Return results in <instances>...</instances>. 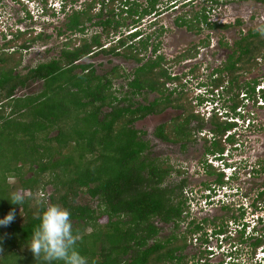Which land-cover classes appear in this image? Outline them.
I'll use <instances>...</instances> for the list:
<instances>
[{"label":"trees","instance_id":"trees-1","mask_svg":"<svg viewBox=\"0 0 264 264\" xmlns=\"http://www.w3.org/2000/svg\"><path fill=\"white\" fill-rule=\"evenodd\" d=\"M181 1L184 0H175L168 8H180ZM160 3L161 0H149L143 7L138 0H102L74 11L63 30L82 37L65 43L59 57L25 75L19 73L23 52L43 40V35L13 34L14 39L0 49V219L15 211L14 221L0 227V264H44L27 244L39 224L37 216L50 205L69 211L73 232L78 236L76 248L89 264H186L177 254L188 247L187 234L180 233L189 207L188 199L183 198L186 181L174 187L165 186L174 167L151 156L150 142L136 124L164 113L169 107L185 110L175 123L161 125L156 136L167 143L184 142L186 150L194 131L190 125L199 120L198 115L165 95L167 83L179 79L166 69L165 57L158 55L160 45L153 49L157 58L147 61L132 75L114 70L115 79L124 78L127 84L118 91L114 90L113 79L98 75L93 65L83 64L100 55L143 63L142 56L149 51L151 38L146 39L136 27L146 17L161 16ZM238 24L241 26L242 22ZM203 25L211 30L231 27L211 23L207 9L192 20H177V26L198 34ZM93 27L102 32L89 37L87 32ZM131 27L136 31L124 37V31ZM63 30L60 36L65 35ZM111 34L120 38L104 43L103 37ZM23 38L24 43L20 44ZM226 47L230 48L229 44ZM197 49L178 60L196 58ZM232 50L225 67L211 76L220 75V79L213 81L217 89L229 81L234 84L240 74L258 69L264 61V38L252 29L241 36ZM32 82H42L43 90L38 95L18 97L19 91ZM257 84V79L253 86L247 84L248 97H254ZM150 94L160 97L147 104L135 102L136 98ZM235 103L237 111L240 104ZM211 120L217 140L207 148V154H223L226 148L218 142V136H226L237 124L224 122L218 116ZM203 130L201 124L195 131ZM207 167L211 168L208 174L214 175V169ZM223 178L218 179L221 185ZM49 187L54 191L46 200ZM12 193L23 197L21 206L7 200ZM85 196L97 206L81 204ZM204 223L208 220L199 224L193 221L187 233L200 235ZM160 224L174 225L172 235L165 240L161 238ZM226 232L224 227L216 229L215 236ZM241 233L244 244L245 225ZM206 235H200L203 243L209 242ZM250 245L255 256L264 247V238L254 237Z\"/></svg>","mask_w":264,"mask_h":264},{"label":"rangeland","instance_id":"rangeland-1","mask_svg":"<svg viewBox=\"0 0 264 264\" xmlns=\"http://www.w3.org/2000/svg\"><path fill=\"white\" fill-rule=\"evenodd\" d=\"M95 1L102 0H50V3L49 0H3L0 2V49L5 43L14 39L13 34L20 32L42 34L43 40L31 44V50L23 52V65L19 69V73L27 74L30 69L59 57L65 43L82 37L79 34L66 33L63 29L74 11H82ZM148 1L138 0V3L146 7ZM216 1L218 4L215 3ZM52 2L58 5L55 10L49 9ZM173 2L175 0H161L159 6L161 16L146 17L136 27L146 39L151 38L149 51L142 56L143 63L139 64L135 60L124 57L100 55L85 60L83 64H91L98 75H107L113 79L114 90L118 91L127 84L124 78L115 79L114 70H118L121 75H132L147 61L157 58V56H153V49L160 45L158 55L165 57L164 65L168 72L179 79L170 83L168 87L170 92L174 93L173 101L195 111L199 120L192 122L191 129L196 130L201 124H204L202 131L204 134L196 131L189 147L183 151L179 143H167L159 140L156 136L157 129L161 125L175 123L183 112L177 109H168L160 115L150 116L139 121L136 127L144 133V139L150 142L151 156L174 167V172L167 179L165 186L174 187L182 181H186L183 198L188 199V205H191L190 201L194 199L192 206H195L193 209L196 212H192L188 216L184 214V220L180 224L182 236L187 234L188 246L189 243L195 245L194 239L196 238V236L187 233L191 223L197 221L199 224L208 220V223H204L203 233H207L208 238L212 237L210 248L216 249L223 243L221 247L225 249L226 253V255L222 252L219 254V249H216L214 252L216 255L205 257V251L209 250L205 248L204 243L199 241V247L195 248L194 252H190V258L194 257V259L186 264H191V262L198 264L200 260L204 259L207 264L210 261L212 264H263L264 252L260 249L254 256L250 244L254 237L264 238V197L260 194L264 189V172L262 171L264 168V92H262L263 96L258 93L260 86L264 90V61L254 72L240 74L234 84L229 81L219 89L213 85V81L220 79V75L211 76L216 70L225 67L232 49H234V44L240 40L242 35L245 36L252 29L257 30L264 24V4L245 0H189L181 1L180 8H168L172 7L171 3ZM184 3H189V6H183ZM204 9H212L210 22L213 24L220 23L231 27L211 30L203 25V31L198 34L188 28L177 26L179 18L186 17L192 20L197 13H201ZM64 10H66L65 13H63ZM238 21L242 22L241 26ZM61 30L65 32V35H59ZM134 31H136L134 27L126 29L124 37ZM101 32L102 30L93 27L88 30L87 34L91 37ZM5 36H8L7 40ZM28 37L30 38V36ZM119 38L120 35L111 34V37L104 36L103 42L108 43ZM208 40L210 41L209 45H203ZM19 43L23 44L24 38ZM227 44L230 48L226 47ZM195 47H198L196 58L178 60L188 51L194 50ZM256 79L260 83L256 87L257 94L252 98H246L249 90L247 84L252 83L253 86ZM239 88H243L245 91H240ZM42 90V82H32L27 88L19 91L18 97L38 95ZM159 97L158 94L144 95L136 98L135 102L147 104L154 102ZM204 97L209 101L214 99L215 101L211 104L202 103L205 100ZM235 101L240 104L237 111H234ZM213 108L221 109V113L229 118L234 115L237 122V128L233 131L234 144L227 142L226 138L218 140L222 147L226 148L225 156H229V158H224L225 161L231 164L235 162L241 175L235 184L239 190L235 192L233 199L226 201L230 207V213L234 215H226L221 212L224 208L222 203L205 210L201 207V205L204 206L202 196L207 195L209 190L206 186L215 187V180L221 171V168L217 169L213 166L215 174L209 176L204 168L205 160L210 158L206 152L207 148L211 146V139H213L210 132L215 129L210 119ZM227 113L228 115H226ZM205 135H207V139ZM230 158H234V160L229 161ZM218 163L226 164H222V161ZM179 171L183 174L180 175ZM11 183L17 184L16 180H11ZM53 191V187L48 188V194H45L46 200L53 194ZM80 203L97 206V203H94L89 196L83 197ZM223 211L227 212L224 209ZM103 223L106 222L103 221ZM244 225L246 228L244 241L246 243L242 244L241 230L244 229ZM173 226L160 224L162 240L172 235ZM223 227L229 233L218 239L213 235V232ZM203 233L201 232L200 235ZM200 235L197 237L200 238ZM230 255L233 256V259Z\"/></svg>","mask_w":264,"mask_h":264},{"label":"clouds","instance_id":"clouds-1","mask_svg":"<svg viewBox=\"0 0 264 264\" xmlns=\"http://www.w3.org/2000/svg\"><path fill=\"white\" fill-rule=\"evenodd\" d=\"M31 1H34V0H31ZM184 1H189V0H184ZM32 3L35 4V2H32ZM49 3H50V0H49ZM215 3H217V1ZM57 7L58 5L52 2V5L49 7V9L55 10ZM210 11H212V9L210 10L207 9V15L209 16V20H210V14H211ZM219 24L220 23H216V25H219ZM220 25L227 26L224 24H220ZM257 32L262 38H264V26L259 27L257 29ZM259 84H257L256 87ZM261 90L263 89H261V86H260V88L258 89V93H261V96H263L262 92H264V90L263 91ZM256 94H257V89L255 91V95ZM204 98L205 100H203L202 103L211 104L212 102L215 101V99L212 101H209L206 99V97ZM246 98H250V97H248L247 95ZM256 103H258L257 100H256ZM226 115H228V113ZM214 116H218L224 122L228 121V122H234L237 124V122L235 121L236 119L234 118V115L232 118H229V116H225L223 113H221V109L213 108L210 113V119H212ZM233 131H235V129L232 131H229L224 137L219 136V138L223 140H225L226 138V141L228 142L229 138H234ZM210 135L212 134L210 133ZM213 136L215 135H212V138H214ZM225 154L226 152H224L223 154L216 153L215 155L207 154L208 156H210V158L206 159V162H207L205 163L206 167L204 166V168L206 169V174H208L209 169H211V168L207 169L208 168L207 166H210L212 168H214L213 166H215L217 169L221 168V171L218 174V178L215 182L216 186L215 187L207 186L206 188H209V190L207 191L208 194L202 196L204 206L201 205V207H203L204 210L210 207L213 208L218 204L221 205L220 203L223 204L222 206H224V209H229L230 207H228L229 205H227L226 201L233 199L235 192L239 190V187H235V184L241 176L240 172L235 162L231 164V163H228V161L227 162L225 161L224 159L225 157L229 158V156L228 155L225 156ZM215 160L217 163L214 162ZM233 160L234 158L229 159V161H233ZM219 161H222V164L224 163L226 164L220 165L218 163ZM228 164H231V165H228ZM221 176L224 177L223 178L224 183L222 185L218 183V179ZM7 200H9L10 203L13 205L21 206V204L23 203V197L18 193H12L10 198ZM193 200L190 201L191 205H189L186 211V215H189L192 212H196L193 209L195 206H192V203L194 202ZM14 219H15V211L13 210V211H10L3 219H0V227H7L11 222L14 221ZM37 219L39 220V224L36 227H34L32 231V235H31V239L27 244L28 249L33 253V255L36 258H41L44 261V264H89L88 258L82 255L79 252V250L76 248V241L78 240V236L75 235L73 232V226L70 220V213L67 209L63 208L60 205L47 206L43 210V212L37 216ZM255 227L254 229H256ZM228 233L229 231H227L226 233L222 235L218 234L216 237L220 239L222 236L227 235ZM213 235H215V232H213ZM197 236L194 239L195 248L199 247L200 242H202L201 241L202 236H200V238H198ZM208 236L209 235L207 234L206 237L208 238ZM211 238L212 237L208 238L209 240L208 243H204L205 248L209 250V251L207 250L205 251L206 252L205 257H208V256L213 257L214 255H216V253H214L216 249H219L218 250L219 254L220 252H222V254L226 255L225 249L221 247L223 244H221V246H217L216 249L210 248ZM189 245L191 244L189 243ZM261 250L264 252V247L261 248ZM2 251L3 249L0 248V252ZM230 256H231V259H233V256L232 255ZM205 261H206L205 259L200 260V263L198 264H207ZM262 263L264 264V257H263ZM209 264H212L211 261L209 262Z\"/></svg>","mask_w":264,"mask_h":264},{"label":"flooded vegetation","instance_id":"flooded-vegetation-1","mask_svg":"<svg viewBox=\"0 0 264 264\" xmlns=\"http://www.w3.org/2000/svg\"><path fill=\"white\" fill-rule=\"evenodd\" d=\"M261 3H263V2H261ZM264 4V3H263ZM112 56V55H111ZM167 69V68H166ZM96 70V69H95ZM168 70V69H167ZM169 85H170V83H167V86H166V89H165V95L167 96V97H171V99H173L172 98V96L174 95V93L172 92H170V90H169ZM160 96V95H159ZM168 109H175V108H173V107H169ZM167 109V110H168ZM166 110V111H167ZM166 111H164V112H166ZM180 111H182V110H180ZM184 111L185 110H183V112H182V114L180 115V116H182L183 115V113H184ZM194 122V121H193ZM191 126H192V124L190 125V129H191ZM198 129V128H197ZM196 129V130H197ZM215 129H216V127H215ZM215 129H213V130H211V134L212 135H215L216 136V133L214 132V130ZM234 129H236V128H234ZM196 131L194 130V131H192V133L194 134ZM198 132H201V131H198ZM192 134V135H193ZM200 134H204L203 132H201ZM215 136H213L214 138L213 139H211V141H210V143H211V145L214 143V141L215 140H217L216 138H215ZM193 137V136H192ZM205 137H206V139H207V135H205ZM204 137V138H205ZM158 138V137H157ZM218 138H219V136H218ZM159 139V138H158ZM159 140H161V139H159ZM162 141V140H161ZM191 141H192V138H191ZM190 141V142H191ZM207 141V140H206ZM190 142H188L187 143V147H189V144H190ZM228 142L230 143V144H234V142H235V136H234V138H229V140H228ZM180 145V147L182 148V151H183V145L184 144H186V143H184V142H180L179 143ZM209 145V144H208ZM207 152V151H206ZM205 163H207L206 162V160H205V162H204V166H206V164ZM209 175V174H208ZM209 176H213V175H209ZM216 181V180H215ZM263 191H264V189H263ZM263 191L260 193V194H262L263 193ZM263 197H264V195H263ZM224 209V208H223ZM223 209L221 210V212H223V213H225L226 215L227 214H231L230 213V208L229 209H224V210H226L227 212H225V211H223ZM231 215H234V214H231ZM196 249H195V246L194 245H189L188 247H186V249L185 250H183V251H180V252H178L177 254L179 255V257H182L183 258V260H184V262H188V261H190L191 259H194V257H192V258H190L191 256H190V252L192 251V252H194ZM193 262H191V264H192Z\"/></svg>","mask_w":264,"mask_h":264},{"label":"built area","instance_id":"built-area-1","mask_svg":"<svg viewBox=\"0 0 264 264\" xmlns=\"http://www.w3.org/2000/svg\"><path fill=\"white\" fill-rule=\"evenodd\" d=\"M223 244V243H222Z\"/></svg>","mask_w":264,"mask_h":264}]
</instances>
